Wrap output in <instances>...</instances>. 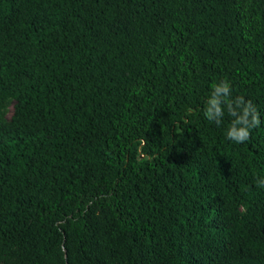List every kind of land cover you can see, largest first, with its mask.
I'll return each mask as SVG.
<instances>
[{
  "label": "trees",
  "instance_id": "16d2710c",
  "mask_svg": "<svg viewBox=\"0 0 264 264\" xmlns=\"http://www.w3.org/2000/svg\"><path fill=\"white\" fill-rule=\"evenodd\" d=\"M260 180L264 0H0V264H264Z\"/></svg>",
  "mask_w": 264,
  "mask_h": 264
},
{
  "label": "clouds",
  "instance_id": "9594fccd",
  "mask_svg": "<svg viewBox=\"0 0 264 264\" xmlns=\"http://www.w3.org/2000/svg\"><path fill=\"white\" fill-rule=\"evenodd\" d=\"M231 93L232 89L229 82L221 81L213 84L211 95L206 102L204 115L209 121L219 124L224 116L226 107L228 114L234 117L227 130L226 137L236 143H244L250 139L251 130L260 126V113L256 109H252L250 112L251 101L245 103L243 97L232 100ZM237 100L244 105L243 108H240L239 105L234 107ZM250 115L251 121H249ZM257 183L258 186L264 187V180H260Z\"/></svg>",
  "mask_w": 264,
  "mask_h": 264
}]
</instances>
